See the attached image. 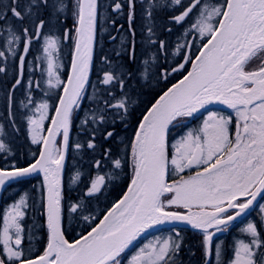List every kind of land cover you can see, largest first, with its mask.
Returning a JSON list of instances; mask_svg holds the SVG:
<instances>
[{
  "label": "snow or ice",
  "instance_id": "6c2138e0",
  "mask_svg": "<svg viewBox=\"0 0 264 264\" xmlns=\"http://www.w3.org/2000/svg\"><path fill=\"white\" fill-rule=\"evenodd\" d=\"M126 2L131 39L120 35L123 25L117 27L115 20L101 16L99 0H74L71 5L65 0H52L51 5L49 0H33L23 12L19 0H0V77L8 76L9 60L12 73L10 86L7 79L0 83L4 103V113H0V158L4 160L0 187L43 173L39 207L45 217L41 228L46 229V243L39 252L34 245L44 237L36 235L39 229L34 224H26L32 198L28 193L19 195L0 210V264H122V255L143 233L171 222H184L197 230L204 256L214 254L216 264H264V215L241 227L227 248L223 241L214 243L216 234L248 215L258 197L264 198V0ZM137 2L143 6L145 39L141 42L157 51L134 73L119 58L127 54L135 63ZM69 6L74 26L63 34L52 29L45 32L48 21L43 19L39 23L33 20L32 28L18 30L8 22L9 12L13 20L23 23L33 15V8L43 7L59 18ZM109 7L119 14L125 5L112 0ZM160 9L175 12L168 23L183 29L174 51L166 41L153 39L157 35L153 14ZM101 19L116 28L117 35L110 39L113 43L120 40V50H114L115 60L101 58L103 67L93 84L94 40ZM65 40L74 45L66 79L59 55ZM33 44L38 48L29 59ZM160 55L165 64L157 70L158 81L171 73H180L182 78L146 107L123 153L103 149L101 158L92 164L96 175L90 178L83 196L65 206L62 174L69 149L95 151L101 129L106 141L117 135L116 117L123 123L129 105L135 103L126 91L127 80ZM169 56L174 57L175 67L166 66ZM89 87L93 88L91 96ZM112 87L120 90V97L107 90ZM20 89L23 91L17 96ZM85 101L94 107L84 109ZM213 102L226 105L233 114L209 111L201 124L187 127L188 118ZM18 115L30 143L38 146L31 161L25 162L27 166L16 162L10 142H5L6 125L19 131ZM77 119H81V132L89 138L73 144L71 131ZM176 129L181 131L174 136ZM125 167L131 172L127 190L102 218L93 215L88 201L115 183ZM83 178L77 167L69 182L78 187ZM259 209L264 212V204ZM71 218L82 219L90 230L70 242L65 224ZM182 246L179 231L155 236L139 247L127 264H177Z\"/></svg>",
  "mask_w": 264,
  "mask_h": 264
},
{
  "label": "flooded vegetation",
  "instance_id": "af4514ba",
  "mask_svg": "<svg viewBox=\"0 0 264 264\" xmlns=\"http://www.w3.org/2000/svg\"><path fill=\"white\" fill-rule=\"evenodd\" d=\"M33 2V0H19L20 9L22 12L25 9V6H27L29 3ZM101 8H100V14L102 17H110V20H115L117 27L120 25H123V32H125L126 36L125 39H131L127 35L128 30V8H127V2L126 0H121L122 3H124L125 7L123 9L122 13L116 14L113 13L111 8L109 7V4H111L112 0H99ZM52 0H49V4L51 5ZM65 3L71 5L74 3V0H65ZM142 5L137 2L136 4V19L133 23V28H135V63H131L128 59L127 54L121 56L119 58V61H123V65L126 69L131 70L132 72H136V69L138 68V64H142L145 60H151V57L153 54L156 53L157 49L155 47H149L147 43H142L145 39V36L143 34L144 29L142 28V25L144 23L142 19ZM141 11V15L139 16V12ZM165 9L156 10L154 12V21L155 26H158L156 20H162L165 18ZM33 15L31 17H26L21 23L18 20H13L11 13H8V22L11 25H14L15 28L18 30L22 27H29L32 28L33 20L36 19V23H39L40 19H43L45 21H48L45 25V32L48 31V29H52L53 31H58L60 34H63L65 29H71L74 26V19L72 16V8L69 6L66 13L64 15L59 16L57 18L55 15L50 16L49 11L47 9H44L43 7L36 9H32ZM173 15H175V12H173ZM171 15L169 19L173 16ZM141 20V21H140ZM165 29V28H164ZM159 29L155 28L157 38L162 41H166V38H164V31L167 32L166 28ZM171 29L173 30L174 27ZM111 30H113V35H111ZM121 33V34H122ZM120 34V35H121ZM74 35V34H73ZM110 35V36H109ZM117 35L116 28L111 27L110 23H105L104 19H101L97 26V33L95 38V45H94V62L90 73V79L93 84H95L97 80V75L99 73V69L103 67L101 64V58L104 56H108L111 59L115 60L116 58L113 56L114 50H120V40L117 43H112V40L110 39L111 36ZM155 36L153 39H157ZM177 42V38L174 36L172 37ZM192 37H189V40H191ZM184 42V41H183ZM182 42V43H183ZM115 44V45H113ZM34 45H32V52L29 54V59H32V53H34ZM73 46L72 40H65L61 46V51L59 53L62 61L66 64L67 61H69V57L71 54V48ZM67 50L70 49V51L64 50V48H67ZM170 58V56H169ZM173 59V57H172ZM158 62L156 66L154 67L153 71L150 72L148 83L144 82L145 75H143L142 78L140 77L141 73H136L133 75L132 79L127 80L126 82V91L130 92L131 99L135 103H132L129 105L128 115L124 122L122 123L120 121V117H116V123H115V132L117 133L116 136L109 140H104L103 132L97 134L96 138V144L97 149L95 151L87 150L86 148L80 152H77L74 148H70L68 152V158L65 164V168L62 174L63 178V186H64V202L65 206L70 203L74 202L78 197H82L84 192L86 191V186L90 182V178L94 177L96 175L95 171L92 168V164L94 160L101 158V152L103 149L111 148L112 151L115 153L117 151L123 153L125 144L119 145L120 141L126 140L127 137L122 138V136L119 134V131L122 129H126L131 127V125H134V127L137 126L138 121L142 118L143 111L146 110L147 105L150 103V101L153 99V97L163 88V86L167 85L171 80L175 78L174 73H171L168 78L163 81V84H161L157 89L151 90L149 88V84L156 83L158 80L157 76V70L159 66L161 65L162 61H164V56L160 55L157 58ZM172 61V60H171ZM175 67V66H174ZM170 71V69H169ZM27 76V73H25V78ZM141 79V80H140ZM161 80V79H159ZM108 91H112L115 93L117 97L121 96V92L118 88L112 87L107 89ZM152 91V92H150ZM155 92V95H152L147 103V93L151 95ZM88 94L91 96L93 94V88L89 87ZM146 95V96H145ZM142 98H145L143 102H139ZM115 103V101H113ZM94 107V105L90 101H85L83 104L84 109H89ZM209 111H216L221 114H233L231 113V110L227 108L226 105H223L218 102H213L212 104L206 105L205 109H201L197 114H195L194 117L188 118L187 121V127H196L199 124L202 123L203 119L207 116V113ZM91 114H89L90 116ZM128 116H131L128 120ZM80 118H84V112H80ZM81 119H77L74 123V126L71 131V138L73 144L77 141L84 142L89 137L86 134H83L81 132V129H78L81 124ZM102 130V129H101ZM186 130V129H185ZM179 131V129L173 130V135L175 136ZM77 139V140H76ZM124 141L123 143H125ZM127 144V143H126ZM2 160L0 159V165H2ZM79 167L80 171L84 173V178L81 183H79V186L77 187L74 184H71L69 182V176L74 173V170ZM131 179V172L129 167H125L123 171L120 173L119 177L117 178L116 182L113 184H110L108 189H106L102 194L98 195V198H93L88 203L92 207L93 215L98 216L99 218L102 217L103 212L111 206L113 202H115L117 199H119L123 192L126 190L128 184L130 183ZM35 178H26L23 181H16L12 184L6 185L5 187L0 189V210H2L4 207H6L9 203L14 201L15 199L19 198V195H22L24 193H28L30 198L29 204L33 205L29 212H28V219L26 221L27 225H35L36 229H39L37 231V234H40V236L44 237V229L41 228L42 225L45 224V217L43 215V209L39 207V201L41 198V192L40 188L42 184H36L34 183ZM32 187H36L35 190L32 189ZM71 189V191H69ZM264 204V198L258 197L257 201L255 202L256 207H254L248 215L241 216L237 221L233 222V224L230 226V228L222 233L216 234L215 242L223 241L225 243V247L229 244H231L233 237H235L239 229L246 225V223L249 220L252 221H258L259 217L261 215H264V212H261L259 209V205ZM174 210V209H173ZM76 221H82L80 218H74ZM98 221V220H97ZM70 222V221H69ZM68 223V222H67ZM67 223L65 224L67 226ZM88 228V227H87ZM179 231L180 237L182 238L183 246L180 249L179 256L177 258V264H194L192 261L194 257L197 259L195 264H216L215 263V256L211 257H205L202 249L200 247V241L202 239L201 234L194 230L190 225H187L184 222H171V223H165L162 225H158L154 228L148 229L145 233L141 235L137 239V241L134 243V245L130 248V250H127L125 254L122 255V264H127V260L135 253V251L141 247L144 243H146L148 240L152 239L155 236H166L169 234H173L174 232ZM46 242L45 238L44 240L38 242V248L42 249L44 246V243ZM35 248V245H34ZM195 255H199V257H196ZM227 255H231V252H227ZM193 257V259H191ZM192 260V261H191Z\"/></svg>",
  "mask_w": 264,
  "mask_h": 264
},
{
  "label": "rangeland",
  "instance_id": "374dc122",
  "mask_svg": "<svg viewBox=\"0 0 264 264\" xmlns=\"http://www.w3.org/2000/svg\"><path fill=\"white\" fill-rule=\"evenodd\" d=\"M37 2H38V0H37ZM206 2L209 3V4H215V3H219L220 0H206ZM165 10H166V12H165V18L164 19H162L160 21L158 19L161 16L160 15L157 16L158 19L156 20V22H157L158 26H155V28H159V29H164L165 28L166 29V28H171V27L173 28L174 27V29L171 32L164 31V38H166V42L169 44L171 50L174 51L175 50L174 49V45L177 42L172 37L174 36L175 38H177L178 35L183 31V29L177 27L174 24H169L168 23L169 17L171 15H173V12L172 11H169L168 9H165ZM140 15H141V11L139 12V16ZM154 17L155 16L153 14V19H154ZM36 20H37V17H36L35 21ZM110 34L113 35V30H111V33ZM121 35L126 36L125 32L122 33ZM155 38H157V35L155 36ZM118 42H119V40H117V43ZM179 42L182 43L183 40H180ZM113 45H115V44H113ZM37 48H38V45L35 44L34 45V53H36ZM67 49H68V47L67 48H64V50H67ZM68 51H70V49L67 50V53H68ZM173 59H174V57H173ZM173 59H172V56H170V58H168V61H167V65L166 66L173 67L174 66V64L172 63ZM119 62L123 64V61H119ZM157 62H158V60L155 63H152L149 66H146L145 68L141 69V73H143L145 75V79H144V82L145 83H148V80L147 79L149 78V74H150L151 71H153V69L156 66ZM164 64H165V60L162 61L161 65H164ZM0 66H2V65H0ZM65 67H66V64L63 63V68L61 69V72L63 74H64ZM140 67H141V64H138V68H140ZM64 78H65V74H64ZM4 79H7L9 81V86H10V82H11V79H12L11 60H9V74H8L7 77H0V83H2V81ZM25 79H27V76H26ZM163 81H164V79H161L159 81L157 80V82L155 84L151 82L149 84V88L151 90H155L161 84H163ZM22 91H23V89L18 90L17 93H16V95L17 96H20ZM150 92H152V91H150ZM146 95H147V103H148V100L150 99V97L152 95H155V92L152 93L151 95H149V93H147ZM144 100H145V98H142L139 102H143ZM0 113H4V103H3L2 97H0ZM128 117H129L128 118V120H129L131 116H128ZM0 123H2V121H0ZM16 124H17V127L19 128V131L18 132H13L10 127H8L7 125L5 126V131L7 132V138H6L5 142L6 143H9L10 142L11 153L14 154V157H15V160L16 161L19 159V162H21L23 160H26L28 157H31V155L34 152L36 153V149H33V146L30 143V137L27 135V133L25 131V124L21 122V117L19 115L17 116ZM134 128H135L134 125H131V127L126 128V129H122V130L119 131V134L122 136V138L127 137L126 140H124L126 142L125 143H122V141H120L119 142V145L126 144L128 142V140L131 139V137L133 136ZM102 132H103V129L100 131V133H102ZM97 134H99V132ZM0 159L2 160L1 162L4 164V160L2 158H0ZM8 162L11 163L12 161L9 160ZM32 189L35 190L36 187H32ZM68 223H70L71 227L74 226V227L80 228V227L86 226V224L83 222V220L82 221H76L74 218H71L70 219V222H68ZM68 223H67V225H68ZM71 227H69V228L71 229ZM79 233H80V231L74 233V235H78ZM36 235L37 236H40V234H37V233H36ZM195 256L196 257H199V255H195ZM191 259H193V257H191ZM196 261H197V259L194 257V259H193L192 262L195 264ZM215 263H216V260H215Z\"/></svg>",
  "mask_w": 264,
  "mask_h": 264
}]
</instances>
